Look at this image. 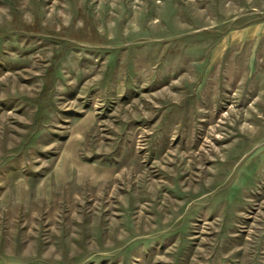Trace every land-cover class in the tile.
<instances>
[{
    "label": "rangeland",
    "instance_id": "obj_1",
    "mask_svg": "<svg viewBox=\"0 0 264 264\" xmlns=\"http://www.w3.org/2000/svg\"><path fill=\"white\" fill-rule=\"evenodd\" d=\"M0 264H264V0H0Z\"/></svg>",
    "mask_w": 264,
    "mask_h": 264
}]
</instances>
